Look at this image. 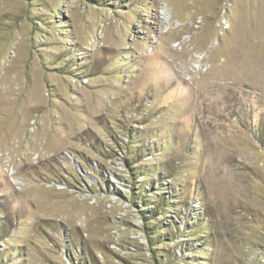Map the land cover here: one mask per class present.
Wrapping results in <instances>:
<instances>
[{"label": "rangeland", "instance_id": "1", "mask_svg": "<svg viewBox=\"0 0 264 264\" xmlns=\"http://www.w3.org/2000/svg\"><path fill=\"white\" fill-rule=\"evenodd\" d=\"M0 264H264V0H0Z\"/></svg>", "mask_w": 264, "mask_h": 264}, {"label": "trees", "instance_id": "2", "mask_svg": "<svg viewBox=\"0 0 264 264\" xmlns=\"http://www.w3.org/2000/svg\"><path fill=\"white\" fill-rule=\"evenodd\" d=\"M261 139H262V138H261ZM164 207H166V208H167V206H164ZM166 208H164V209H163V207H162V209H163V211H164V212L166 211V210H165ZM168 208H169V206H168ZM153 219H154V218H153Z\"/></svg>", "mask_w": 264, "mask_h": 264}]
</instances>
